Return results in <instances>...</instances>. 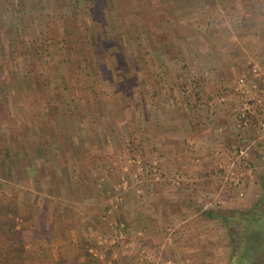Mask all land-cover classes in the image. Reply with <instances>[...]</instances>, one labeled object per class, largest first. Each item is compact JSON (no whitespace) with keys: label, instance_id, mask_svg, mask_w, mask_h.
Segmentation results:
<instances>
[{"label":"rangeland","instance_id":"rangeland-1","mask_svg":"<svg viewBox=\"0 0 264 264\" xmlns=\"http://www.w3.org/2000/svg\"><path fill=\"white\" fill-rule=\"evenodd\" d=\"M13 1L0 0V29L10 23ZM185 1L106 0L94 10L98 20L84 15L97 76L80 69V53L47 61L48 43L66 49L59 35L70 25L67 11L46 0L25 18L24 32H12L9 48L0 33L3 146H14L31 167V195L44 188L33 199L38 228L31 239L59 236L85 255L86 234L76 232L79 220H92L105 264H117L128 248L135 264H230L240 232L227 216L245 214L264 195V84L255 81L260 104L252 103L246 126L234 125L238 78L250 81L254 66L264 71V0ZM97 28L116 38L105 52ZM34 47L31 75L24 58ZM219 127L225 139L206 155L204 142L211 132L220 139ZM139 212L155 237L120 229ZM45 220L62 234H44ZM262 243L264 230L254 231L244 250L252 254Z\"/></svg>","mask_w":264,"mask_h":264},{"label":"crops","instance_id":"crops-1","mask_svg":"<svg viewBox=\"0 0 264 264\" xmlns=\"http://www.w3.org/2000/svg\"><path fill=\"white\" fill-rule=\"evenodd\" d=\"M259 64L264 67V63ZM257 82L260 86L261 83L264 84V79ZM225 87L223 83L222 91H227ZM222 126L224 127L225 125ZM261 127L264 129V124ZM220 129L221 132L218 131ZM218 130L220 139L217 140L215 134L211 132L209 134L210 140H205L204 142L202 150L204 153H208H205L206 155H211L210 152L213 148L211 147V143L213 141H222L225 139L226 127L223 129L219 127ZM3 139L4 135H0V264H90L88 257L95 260L97 264H105L104 254L102 252L104 245L96 239L98 225H95V227L93 223L91 224L92 220H86L84 222H80L79 220L78 222L77 229L79 227L81 229L76 233L86 234L83 237L87 242L84 249L85 255L79 253L75 243L71 244L69 248L67 243L59 236H56L55 240L51 239L47 242H45V239H31V234H33V231L36 232V228H38V203H33V199H42L44 188L41 186V188H36L38 186H35L32 190L34 194L31 195V167L21 160V155L19 151L14 149V146L10 147V144L9 146H3ZM259 152L264 153V151ZM23 173L26 174V177L25 175L23 176ZM173 173H177L174 175L177 178L181 176L179 170ZM142 212H139L140 218L133 220V223L127 222L129 218L122 221L120 229L124 231V229H130L129 226L139 227L138 229H143L142 231L145 233L148 231L153 233L151 236L153 238L155 237V232L152 224L148 220L149 218H146ZM31 214L33 215L31 216ZM179 214L177 213V216ZM207 216L209 221H212V219L216 220L215 215L208 214ZM183 217L185 216L183 215ZM192 218L194 219L195 215ZM166 223H169V221ZM43 228L44 234H62L57 229L58 226L53 227L51 223H48V220L44 221ZM43 247H47L50 250L40 251ZM134 251L130 248L125 249L118 254V260L116 258L113 259L117 264H135L133 256L136 255V251ZM144 253L142 251L141 254L143 255Z\"/></svg>","mask_w":264,"mask_h":264},{"label":"trees","instance_id":"trees-1","mask_svg":"<svg viewBox=\"0 0 264 264\" xmlns=\"http://www.w3.org/2000/svg\"><path fill=\"white\" fill-rule=\"evenodd\" d=\"M46 1L48 6H56V9H59L61 15H63V10H66L68 17H64L63 15V20L65 24L69 23L70 25V28H66L67 35L63 30L59 35L63 43L67 42L66 44H64L66 49H60V45H58V42H52L53 45L51 43H48L47 47L50 46V48L44 51L47 54V61H51L52 57H54L56 60H58V58L64 60L66 56L71 59L74 54L80 53L84 57L83 66H80V69L84 71V73H88V76H91V74L95 72L96 67L93 66L90 58L87 55L88 47H90L91 45L93 46V44H91L90 42V29L86 25L87 20L85 21L86 17L84 15L90 17L89 14L91 13L92 16L90 18L93 17V20H98L97 17H94L96 12L94 10L99 6L102 9H105L107 6L106 0H69L67 4H64L65 6L61 2V0ZM38 2H41V0H15L12 2V8L8 9L9 15H6L9 17L10 23H8V26L4 25L2 29H0V33H2V35H5V47L8 46L9 48L11 46V40L13 39L12 32L14 30L15 32L19 33V35L24 32L25 18H27V16L32 17L31 11L33 12L36 9V7L38 6ZM185 5L191 7L194 4L193 1L186 0ZM67 7H70L68 8L69 10L66 9ZM39 8H41L40 5ZM113 9H117V6L115 5ZM165 21H167L165 22V24L170 22V20L167 19H165ZM12 27L14 29H12ZM63 33H65V38L63 37ZM69 34L71 36H68ZM95 34L100 40L97 43L99 47L100 45H102V50H104V52L108 49L110 44L114 45V43L116 42V40H112L116 38H107V36H105V32L99 30V28L95 30ZM67 38H69V40ZM35 49L36 48L34 47L33 50H27V54L24 58L25 62L28 63L29 74L31 73V75H34V70L36 68V63L38 60V52ZM95 75L97 76V73H94V76ZM227 220L228 222L234 223V225L240 232V239L235 245L234 249L236 250L233 254L232 259L230 260V264H264V243H262L260 249L254 251L252 254H249L248 250H244V244H246L248 235L257 230H264V195H262L260 199L256 200L253 203L252 208L248 212H246L245 214H238L234 212L231 214V216H227Z\"/></svg>","mask_w":264,"mask_h":264},{"label":"built area","instance_id":"built-area-1","mask_svg":"<svg viewBox=\"0 0 264 264\" xmlns=\"http://www.w3.org/2000/svg\"><path fill=\"white\" fill-rule=\"evenodd\" d=\"M252 79L249 81L248 76L246 74L240 75L236 82V90L238 91L240 97H241V103L239 107L235 110L236 111V120H235V127L236 128H242L246 126L247 124V114L250 112L252 106V103L260 104V95H262V99H264V92H262L260 95L256 92V82L264 79V71H261L256 66L252 67L250 72L248 73ZM258 95V97L256 96ZM254 101V102H251ZM239 155H244L243 152L240 151Z\"/></svg>","mask_w":264,"mask_h":264}]
</instances>
